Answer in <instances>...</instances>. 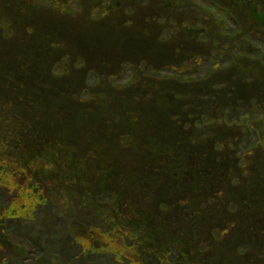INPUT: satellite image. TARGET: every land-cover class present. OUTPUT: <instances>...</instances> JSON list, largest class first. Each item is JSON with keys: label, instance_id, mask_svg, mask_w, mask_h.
I'll return each instance as SVG.
<instances>
[{"label": "trees", "instance_id": "1", "mask_svg": "<svg viewBox=\"0 0 264 264\" xmlns=\"http://www.w3.org/2000/svg\"><path fill=\"white\" fill-rule=\"evenodd\" d=\"M233 3L0 0V264H209L235 239L264 264V0ZM74 149L103 177L69 188L73 232L33 154Z\"/></svg>", "mask_w": 264, "mask_h": 264}, {"label": "rangeland", "instance_id": "2", "mask_svg": "<svg viewBox=\"0 0 264 264\" xmlns=\"http://www.w3.org/2000/svg\"><path fill=\"white\" fill-rule=\"evenodd\" d=\"M71 8L73 9H77L79 6L71 4L70 5ZM74 11V10H71ZM98 15L101 14V11L97 12ZM95 13V15H97ZM4 36H8L7 33H10V29L9 28H3ZM2 30H0L1 33ZM2 34V33H1ZM241 36V35H240ZM9 38H12V35L8 36ZM248 42L250 44L251 47L254 46V48H252V50H256L257 49L261 50V43H257L255 42V39L249 37ZM260 53V51H258ZM262 53H260L259 55H255V56H263L261 55ZM219 60V59H218ZM202 63V62H201ZM208 63H205L204 65H202L199 70L198 73L195 74L196 77H201L202 73H204L206 67H207ZM132 70L127 69L125 70L124 74L122 75V77L118 80L120 82V84H124L127 81H129L132 77ZM75 149L74 150H65V151H59L57 154L52 153V152H48L46 153V155L44 156V158L42 159L40 155L38 154H33V158L36 160H43L41 161V176L47 177L48 180H51L52 182V188L55 187V183H58L59 186L54 189V191L51 192V196L52 198H54V201L57 203V209L58 207L60 208L61 212L63 214L65 213H70L71 216L73 217L72 220L70 221V226L73 230V232L76 230L81 229V227L83 226H89L91 224V222H89L87 220V218L89 217V213L86 212L85 214H83L82 218H79V212L77 211L80 203L79 201L74 205L72 203V199H75L76 195L74 194V192L70 191V189H75L73 186L74 182H82L84 183L85 180H91L90 178H92L96 183L100 182V179H102L103 175L102 174H95V172L93 171L92 168H87L88 165L86 163H82V159H80L79 157H77L75 154ZM89 162V161H88ZM45 164V165H44ZM44 165V166H43ZM43 168V169H42ZM68 169V171L73 172L75 174H72L71 176H68V174H60V172H67L66 169ZM60 171V172H59ZM89 177V178H88ZM91 184H94V182L91 180L90 181ZM59 188L60 189V194H59ZM92 186L90 188V190H92ZM56 190V192H55ZM66 208L69 209L66 211ZM213 214H217V213H207L206 215V222L207 223H220L221 220H219V217H211ZM190 218V215L188 213H186V217ZM171 217V216H170ZM181 218H177L176 220H180ZM180 222H184V220L180 221ZM58 224V222L56 223V225ZM225 228V227H224ZM219 229V228H218ZM180 236V235H177ZM264 236V235H262ZM261 236V237H262ZM178 238V237H177ZM244 242V241H243ZM223 243H219V244H215V247L220 248L221 246H223ZM234 243H238L237 245L241 244V242H239L238 240L235 239L234 242H230L228 240L227 244H225L226 246H223L224 248H229L228 251H223V250H216L217 252H213L212 253V259L213 261L209 264H218V261H222V259H225L228 261V263H231V260L233 261L234 264V259H238L239 261H243L244 264H250L249 262H254L255 260H248V257H254L255 254L252 253H248V254H243V255H239L237 251V245H234ZM213 245V244H212ZM15 250V252L17 251L20 255H22V249L20 247H13L10 244H7V250ZM5 250V249H3ZM12 250V253L14 254V251ZM228 252V253H227ZM39 252L35 249L33 251V253H31L30 255H27V258L25 261L19 260L16 261L17 264H31L33 259L35 258H39ZM186 264H197V260L196 259H190V261H186Z\"/></svg>", "mask_w": 264, "mask_h": 264}, {"label": "flooded vegetation", "instance_id": "3", "mask_svg": "<svg viewBox=\"0 0 264 264\" xmlns=\"http://www.w3.org/2000/svg\"><path fill=\"white\" fill-rule=\"evenodd\" d=\"M145 1L146 0H142V2H145ZM173 1H176V0H166L168 8L170 9V10H166V11H168L169 13H173V12L176 11V10H172V7H173L172 6V2ZM192 1L194 2V0H192ZM195 1L198 2L199 0H195ZM202 1H204L205 3H209V6H212L213 0H202ZM216 1L220 2V4H221V8L220 9H224L226 12H227V10H230V9L235 7L234 3H233L234 0H216Z\"/></svg>", "mask_w": 264, "mask_h": 264}]
</instances>
